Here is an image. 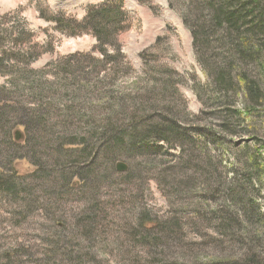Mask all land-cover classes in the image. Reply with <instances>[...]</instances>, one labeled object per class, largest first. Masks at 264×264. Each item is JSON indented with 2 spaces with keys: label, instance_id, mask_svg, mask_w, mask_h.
<instances>
[{
  "label": "rangeland",
  "instance_id": "374dc122",
  "mask_svg": "<svg viewBox=\"0 0 264 264\" xmlns=\"http://www.w3.org/2000/svg\"><path fill=\"white\" fill-rule=\"evenodd\" d=\"M106 3L121 5L126 15L122 34L113 37L124 60L118 71L108 70L101 83L92 71L86 93L79 73L71 75L54 65L82 67V71L95 65L103 70L95 37L81 34L76 25L88 9ZM175 9L168 0H0V54L11 57L6 59L5 73H13L12 89L18 87L13 92L0 91L9 108L23 107L32 117L44 116L49 120L47 128L67 121L75 128L67 134L77 132L79 138L101 133L104 119L112 113L123 121L146 119L154 113L169 118L171 112L188 139L178 146L179 151L160 145L156 155L136 154L127 173H118L115 166L102 174L107 163L101 161L98 179L67 191L58 178V167L69 160L56 164L51 153L49 160L48 138L40 141L50 176L17 181L20 188L33 190L37 206L23 207V192L15 197L0 192V264H205L209 258L226 261L249 249L264 258V224L254 220L250 231L255 235L256 230L258 236L240 242L218 235L220 224L213 215L222 207L224 178L229 179L231 171H246L244 151L262 154L258 173H248L255 188L252 199L264 212V108L250 118L244 113L243 95L235 94L231 108L240 112L238 135L217 130L221 120L216 114L226 107L215 104L205 88L214 78L207 63L213 53L203 55L200 47L194 48L191 28L184 24L182 11ZM191 16L196 18L193 10ZM53 19L75 24L60 28ZM14 32H18L16 42H8ZM218 48L224 50V46ZM22 50L28 60L19 59ZM144 69L151 77H140ZM20 75L26 76L28 85L37 80L43 85L30 93L25 90L30 87L22 89L25 82ZM8 85L9 80L0 75V87ZM117 96L121 102L112 101ZM198 125L210 127L218 140L214 144L200 141ZM2 134L0 161L5 162L14 150ZM239 142L241 147L235 146ZM245 144L249 151L244 150ZM128 161L125 156L118 159ZM14 166L21 176L33 170L25 160ZM229 208L236 211L232 206L225 210Z\"/></svg>",
  "mask_w": 264,
  "mask_h": 264
},
{
  "label": "trees",
  "instance_id": "16d2710c",
  "mask_svg": "<svg viewBox=\"0 0 264 264\" xmlns=\"http://www.w3.org/2000/svg\"><path fill=\"white\" fill-rule=\"evenodd\" d=\"M168 3L172 9L175 5L177 7L175 11H178L179 14L182 11L181 17L184 24L191 28L194 48L200 47L203 55L208 51L215 55L216 58H213V55L212 58H207L214 78L205 88L215 104L219 103L220 107H226L220 109L216 114L218 122L221 120V123L217 125L218 128L216 127L217 130L223 135L227 133L226 135L231 137L237 136L236 129L239 128L240 112L233 111L231 108L235 94L237 97L239 94L243 95L244 113L250 118L257 117V113L264 108V0H177L176 3L174 1V4L173 0H168ZM192 10L196 18H192ZM204 13L207 15L204 16ZM125 20L126 15L122 11L121 5L106 3L88 9L82 23L76 25L82 29L81 34H91L95 37L98 46L96 50L102 54L100 61V65L103 66L102 71H98L95 65L87 66L84 71H82V67L73 69L66 65L61 67L56 64L54 67L71 75L79 73L87 93L86 84L91 81L89 75L92 71L97 74L96 81L101 83L108 70L115 72L121 66L124 56L113 37L122 34L121 24ZM53 22H56L60 28L68 26V24H75L71 20L61 19H53ZM75 29L73 27L71 31H75ZM17 33H11L8 42H16ZM219 45L224 46V50H219ZM215 48L218 51L217 54ZM0 52H3V49ZM20 52L22 53L23 50ZM22 54L19 59L23 57L28 60L27 53L23 52ZM9 58L11 57L7 54L5 57L0 54V75L10 83V86L0 87V91L13 92L18 88L16 85L15 89H12L13 73H5L6 59L9 60ZM18 62V56H16L12 63ZM239 63H242V67H234ZM251 64L255 65L253 71ZM144 66L147 67V65ZM257 73L260 76H256ZM149 74L151 77V73L145 70L140 77H147ZM19 77L21 81L25 82L22 89L30 87V89H25L30 93H36L43 85L38 80L36 83L28 85L26 76L20 75ZM41 94L38 92L42 100ZM2 98L4 97L0 96V134L3 133L2 135L7 138L8 145L15 153L12 151V156L5 162L0 161V192L8 197H15L23 192L22 206L26 209L37 206L38 200L33 197L32 189L20 188L17 181L26 177L39 180L47 179L50 176L49 168L45 163L47 159L42 156L43 151L40 149L43 144L39 143L46 138H48V157L51 153L56 164L69 160L66 163H69L70 167H65L66 163L58 167V178L66 191L73 189L74 185L86 186L92 180L98 179L96 176L101 161L105 160L107 163V167L101 168V172L104 174L115 168L121 156H125L130 161L136 154L156 155L155 152L162 149L160 145H166L167 151H179L178 146L183 147V141H188L182 124L171 112L168 113L169 118L154 113L146 119L142 117L132 120L123 119V121L112 113L104 119L106 125L101 133L97 136L79 138L77 132L67 134L75 129L71 128L67 121L54 122L47 128L49 120H46L44 116L37 114L32 117L30 112L23 107L9 108ZM118 98L117 96V101L115 99L112 101L121 102ZM59 117L66 119L65 114H61ZM87 120L88 117L81 123ZM4 125L7 126L6 130ZM198 126L201 129H196V132L200 141L203 140L205 144L208 142L214 144L218 140L217 136L213 134L215 131L210 127ZM15 133H17V137ZM62 133L64 136L60 135ZM240 144V142L236 143L235 146L241 147ZM157 145L160 147H156ZM243 147L244 150L249 151L246 144ZM255 152L254 154L250 151L248 154L244 151L246 161H243L242 164L246 166V171L244 169L240 173L231 171V177L224 178L226 189L221 197V202L223 199L222 207L218 213L213 214L218 216L220 225L217 234L223 239L228 238L240 242L254 240L258 233L256 234L255 230V235H253L250 231V227L256 224L253 221L256 220L264 224L262 206L257 204L258 201L252 199L250 194L251 191L254 192L255 188L251 174L248 172L258 173L262 159V154ZM20 160L27 161L33 167L30 174L21 176L17 172L14 164ZM126 165L128 166L127 172H129L131 161ZM65 168L70 171V175L65 173ZM231 206L236 209L235 212L231 208L225 210ZM205 264H264V258H262V253L249 249L248 253L242 254V256L233 255L226 261L209 258Z\"/></svg>",
  "mask_w": 264,
  "mask_h": 264
},
{
  "label": "water",
  "instance_id": "95a60500",
  "mask_svg": "<svg viewBox=\"0 0 264 264\" xmlns=\"http://www.w3.org/2000/svg\"><path fill=\"white\" fill-rule=\"evenodd\" d=\"M128 170V166L122 162L116 164V171L118 173H125Z\"/></svg>",
  "mask_w": 264,
  "mask_h": 264
}]
</instances>
